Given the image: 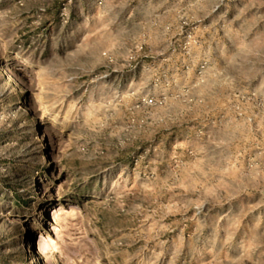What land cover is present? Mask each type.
Returning <instances> with one entry per match:
<instances>
[{
    "label": "rangeland",
    "instance_id": "374dc122",
    "mask_svg": "<svg viewBox=\"0 0 264 264\" xmlns=\"http://www.w3.org/2000/svg\"><path fill=\"white\" fill-rule=\"evenodd\" d=\"M0 264H264V0H0Z\"/></svg>",
    "mask_w": 264,
    "mask_h": 264
}]
</instances>
